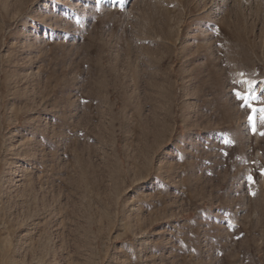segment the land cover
<instances>
[{
  "label": "rangeland",
  "instance_id": "1",
  "mask_svg": "<svg viewBox=\"0 0 264 264\" xmlns=\"http://www.w3.org/2000/svg\"><path fill=\"white\" fill-rule=\"evenodd\" d=\"M250 86L264 0H0V264H264ZM28 117L37 192L6 165Z\"/></svg>",
  "mask_w": 264,
  "mask_h": 264
},
{
  "label": "bare ground",
  "instance_id": "2",
  "mask_svg": "<svg viewBox=\"0 0 264 264\" xmlns=\"http://www.w3.org/2000/svg\"><path fill=\"white\" fill-rule=\"evenodd\" d=\"M203 34H205V32H203ZM29 65V64H28ZM27 66V65H26ZM27 68V67H26ZM29 75V71L27 73V77H26V82H25V85H31L33 82H34V77L30 76L28 77ZM37 94V93H36ZM36 95H32L28 97V101L29 103L25 105V112H23L25 115H28L29 112H39V110L37 108H39V105L36 103ZM38 110V111H36ZM35 118V117H34ZM32 119V117H28V120L30 121ZM19 121V117H16V123ZM38 122L37 121H30L29 124H25V134H23L22 136V140L21 143H14L12 142L9 146H8V152L11 151L12 155H15L17 158H16V161H13L11 163H8L6 159V165L8 166L7 168L9 169L10 171V174H11V184L15 182V178L13 177V174L19 172V173H22V179L24 181V183L28 182L30 184V188L33 190V191H36L37 192V186L40 185L41 189L44 190L43 188L44 185H45V178L47 176H45V174L47 175L50 170L54 167V166H49L48 165V153L46 151H42V152H38L36 151L37 150V147H36V144L35 142L33 141V138H28V134H31V135H35L36 133V130L38 131V129L40 128L41 124H37ZM3 124H0V127L2 126ZM47 131V130H46ZM28 138V140H27ZM12 140V139H11ZM10 158V156H9ZM27 158H29V161H30V165H28L29 167H26L24 162ZM19 163V165H18ZM14 165V166H12ZM18 167V169H16ZM38 167H41L40 168V173L37 172L36 173V176H34V171L35 169ZM41 174H43L41 176ZM2 181V185H5V182L6 180L4 179V177L1 179ZM28 191V190H27ZM7 192V191H6ZM34 193V192H33ZM35 194V193H34ZM9 242V241H8Z\"/></svg>",
  "mask_w": 264,
  "mask_h": 264
},
{
  "label": "snow or ice",
  "instance_id": "3",
  "mask_svg": "<svg viewBox=\"0 0 264 264\" xmlns=\"http://www.w3.org/2000/svg\"><path fill=\"white\" fill-rule=\"evenodd\" d=\"M236 97L238 100H241L244 102L242 106L251 107L253 113L259 111L261 114L260 115L261 122H264V107L257 109V108L252 106V101H258L259 97L254 94L251 86L249 87L247 94L241 93V92H236ZM253 119H254L253 116H249L250 121H252Z\"/></svg>",
  "mask_w": 264,
  "mask_h": 264
}]
</instances>
